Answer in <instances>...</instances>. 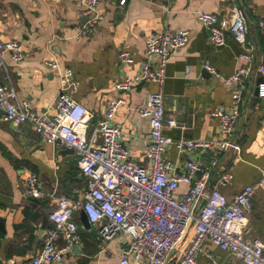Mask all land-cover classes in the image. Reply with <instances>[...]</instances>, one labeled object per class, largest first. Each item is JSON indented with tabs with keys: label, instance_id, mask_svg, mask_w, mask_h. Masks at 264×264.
Here are the masks:
<instances>
[{
	"label": "crops",
	"instance_id": "0c3cea01",
	"mask_svg": "<svg viewBox=\"0 0 264 264\" xmlns=\"http://www.w3.org/2000/svg\"><path fill=\"white\" fill-rule=\"evenodd\" d=\"M81 0H0V40L14 39L21 43L25 59L19 65L11 54L0 65V83L13 89L17 100L26 101L35 110L52 115L51 108L60 89L58 76L46 62L55 58L62 68H71L80 82L74 98L92 113L87 134L93 139L95 128L111 99L122 96L126 104L114 117L124 132L131 157L148 166L144 143L150 136V123L139 109L149 92L156 90L150 83L137 85L129 93H118L114 82L127 75L138 74L144 56L145 40L166 28L188 30V44L170 59L164 86L165 109L176 117L184 129L165 128L173 139L220 138V125L211 112L224 106L231 108L236 92L242 93L240 117L233 138L241 146L238 156L233 150L218 157L212 177L213 185L225 169L234 175L230 186L221 192L231 200L247 185H255L264 173V98L256 93L264 81L260 67L264 66V0H101L103 20L91 37H77L85 19L79 17ZM235 9L247 16L249 30L240 44L228 34L225 46L216 48L209 41V31L198 20L199 11L218 12L231 23ZM248 12L250 16L246 13ZM254 47L255 69L242 86L227 87L204 69L209 63L223 76H230L247 67L240 59L245 50ZM121 50L131 52L135 62L122 67L118 60ZM189 74V78L186 75ZM261 79V80H260ZM213 151L180 155L175 149L168 154L174 163L183 165L195 160L206 164ZM40 178L45 197L25 196L28 172ZM87 180L78 167L77 156L65 148L45 143L29 123L13 125L0 115V264L12 259L29 261L43 246L46 231L52 227L49 215L61 196L82 197ZM181 184L179 193L188 190ZM82 243L64 257L61 264H118V253L127 240L120 237L102 249L96 227L86 228L78 213ZM248 238L264 242V187L258 188L249 212ZM78 247V248H76ZM205 251L212 255L199 257L197 264H243L231 252L220 249L211 241Z\"/></svg>",
	"mask_w": 264,
	"mask_h": 264
},
{
	"label": "built area",
	"instance_id": "2783aa9c",
	"mask_svg": "<svg viewBox=\"0 0 264 264\" xmlns=\"http://www.w3.org/2000/svg\"><path fill=\"white\" fill-rule=\"evenodd\" d=\"M100 1H80L79 17L86 20L77 37L88 38L95 33L104 18ZM127 1L120 0V6L126 5ZM161 1L170 5L174 0ZM197 17L209 31V41L214 47L225 46L228 34L236 42L245 43L249 23L242 9H235L231 23L218 12L199 11ZM259 25L264 30V19ZM189 39L188 30L171 28L149 35L145 40L146 61L139 73L114 82L115 90L121 94L129 93L142 83L156 86L139 109L140 116L150 123V136L144 143L148 166L131 157L124 132L114 122V117L126 104L122 96L109 101L93 139L88 140L93 115L74 98L80 86L74 71L62 68L57 59L46 62L60 83L51 108L52 115L35 110L26 101H18L15 91L0 83V115L3 113V119L13 125L29 123L45 143L73 150L78 167L87 180L82 197L58 198L49 215L52 227L46 231L39 252L29 261L12 259L10 264H61L64 257L82 243L76 216L81 211L90 225L97 228L103 250L120 237L127 240L118 253V264H197L202 255L213 258L205 251L207 241L231 252L243 264H264V242L257 237H247L251 202L257 189L264 187V173L257 184L245 186L231 200L221 192V187L234 182L231 171L223 170L216 183H212L218 157L229 150L238 156L241 154V146L233 136L239 122L242 93H235L231 108L219 106L211 112L220 125L219 139H173L164 133L165 128L184 129L175 116L166 112L164 86L170 59L188 44ZM253 50L251 47L240 56L247 67L237 69L230 76H223L209 63L203 67L227 87L242 86L255 69ZM6 54H11L19 65L24 62L22 45L14 39L0 40L1 66ZM118 60L125 68L135 62L127 50L119 52ZM260 72L264 75V66L260 67ZM259 96L264 98V81L259 84ZM261 128L264 130V118ZM172 149L181 156L206 151H213L214 155L206 164L189 160L181 165L168 158ZM181 184L189 187L184 193H179ZM24 194L34 199L45 197L37 173L28 172ZM204 199L206 203L195 218Z\"/></svg>",
	"mask_w": 264,
	"mask_h": 264
},
{
	"label": "water",
	"instance_id": "95a60500",
	"mask_svg": "<svg viewBox=\"0 0 264 264\" xmlns=\"http://www.w3.org/2000/svg\"><path fill=\"white\" fill-rule=\"evenodd\" d=\"M246 13L248 14V16H250V14L248 12H246ZM85 20H86V18H85ZM258 92H259V88H257V90H256L257 94H258ZM67 150L70 151V152H74L73 150H69V149H67ZM205 203H206V199H204L200 203V205H199V207H198V209L196 211L195 218H197L199 216V213L202 210V208L204 207ZM81 222H82L84 227H86V228H90L91 227V225H90V223L88 221V218H87V216L85 215V213L83 211H81ZM76 248H78V247H76Z\"/></svg>",
	"mask_w": 264,
	"mask_h": 264
}]
</instances>
